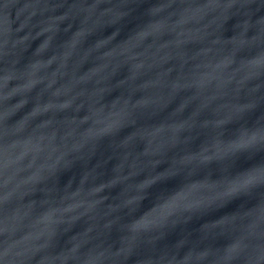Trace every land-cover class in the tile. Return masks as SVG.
Instances as JSON below:
<instances>
[{
	"label": "water",
	"instance_id": "water-1",
	"mask_svg": "<svg viewBox=\"0 0 264 264\" xmlns=\"http://www.w3.org/2000/svg\"><path fill=\"white\" fill-rule=\"evenodd\" d=\"M0 264H264V0H0Z\"/></svg>",
	"mask_w": 264,
	"mask_h": 264
}]
</instances>
